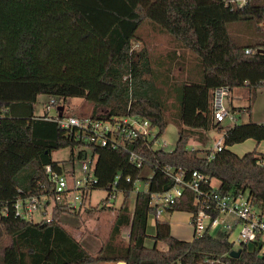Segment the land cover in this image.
Segmentation results:
<instances>
[{"label":"trees","instance_id":"trees-1","mask_svg":"<svg viewBox=\"0 0 264 264\" xmlns=\"http://www.w3.org/2000/svg\"><path fill=\"white\" fill-rule=\"evenodd\" d=\"M263 22L264 0H248L238 8L225 6L223 0H0V206L8 210L0 216V240L10 237L0 264H264V255L245 244L239 245L238 257L229 256L233 244L224 231L182 240L171 234L168 221L155 217L154 232L147 233L148 215L155 211L150 194L173 185L164 172L167 166L184 172L183 179L196 170L207 178L204 189L211 188L215 179L216 191L247 192L255 204L264 205L260 163L264 154L253 149L238 155L231 150L250 138L263 141L264 123L219 125L210 97L215 88H244L249 106L254 103L264 88ZM144 24L195 53L201 81L182 80L174 87L175 147L171 151L143 147L149 162L136 167L126 150L133 148L132 143L124 150L78 140L47 113L35 115L34 104L39 94L83 96L92 104L91 117L138 114L162 133L168 119L159 89L144 77L154 73L148 54L132 48ZM212 128L223 131V146L207 159L209 150L200 155L187 144L193 135ZM67 146L78 149V159L91 155L94 182L88 194L105 189L107 195L113 190L123 196L110 233L96 252L67 230L64 215L78 211L64 204L52 203L49 220L27 221L13 214L17 198H43L49 193L45 166L62 171L51 152ZM137 181L146 184L145 190L134 192ZM195 198L191 189L184 188L167 211L196 212ZM105 200L100 208L85 203L80 211L114 209ZM122 227L129 228L126 242L117 240ZM148 236L152 246L144 243Z\"/></svg>","mask_w":264,"mask_h":264},{"label":"built area","instance_id":"built-area-1","mask_svg":"<svg viewBox=\"0 0 264 264\" xmlns=\"http://www.w3.org/2000/svg\"><path fill=\"white\" fill-rule=\"evenodd\" d=\"M223 2L225 6L238 8L244 6L248 0H223ZM249 51L246 50V52ZM211 92L213 94L211 100L214 121L222 126L225 121L230 123L235 121L234 113L226 108L224 103V98L230 91L219 87ZM54 104L55 99H51L50 104L45 106L46 111H51ZM49 117L58 126L68 130L76 139L84 142H93L101 146L124 150L126 147L128 148V144L132 143L133 148L126 150L128 151L129 162L136 167H142L149 162L142 153L143 147L156 149L154 146L157 143L165 146V143L160 140L159 128L152 125L148 118L138 114L103 118L91 117L90 115H65L62 111L61 116H59L58 105H56L54 114H50ZM221 133V138L215 141L213 147L206 154L207 159H212L215 153L222 149L223 131ZM81 160V165L77 169L82 174L81 178L74 176V168L71 170H64L63 168L62 171H56L51 165H46L45 171L50 182L49 193L43 198L41 197L42 199L36 196L17 198L12 207L14 216L27 221L49 220L50 217H45L46 205L44 201L46 199L51 200L52 203L64 204L73 212H79L83 208V204L90 198L88 189L94 182V162L89 152ZM260 163L264 165V160ZM164 172L173 180V185L163 191L150 194L149 203L155 208L152 213L153 217H159L166 212L167 208L175 204L182 196L183 189L189 188L195 193V201L198 206L196 212L190 214L193 237H199L205 232L216 235L217 232L224 231L228 234L229 241L233 245L235 242L238 243V247L240 244H245L251 251L264 255V205L255 204L247 192L232 194L218 192L215 186L209 189L202 188V185L207 182V178L196 170L192 171L187 179H183L184 172L175 171L169 166L165 167ZM118 177L119 175H116L114 183ZM138 190L135 186L134 192ZM115 196L116 192L111 190L106 196V200H113ZM7 214V208L0 206V216ZM237 248L233 246V249Z\"/></svg>","mask_w":264,"mask_h":264},{"label":"rangeland","instance_id":"rangeland-1","mask_svg":"<svg viewBox=\"0 0 264 264\" xmlns=\"http://www.w3.org/2000/svg\"><path fill=\"white\" fill-rule=\"evenodd\" d=\"M147 23V22H146ZM231 33V32H230ZM243 37V34L240 32ZM132 48L135 50H145L149 57V62L152 68L153 75H144V77L152 82L159 89L160 97L165 105V116L168 119V124L161 133V143L155 144V148H161L165 151H171L176 144L178 137V121L174 118L178 110V102L175 96L174 87L183 81H201V67L199 57L182 46L176 40H171L164 33L156 31L149 24H144L138 30V39L132 42ZM179 47V48H176ZM172 52H175L174 55ZM174 55V56H173ZM247 93L244 88L233 89L224 98L226 108H234L235 121L234 124L247 123L249 121L264 123V88H260L254 103L249 106ZM210 97H213L211 92ZM55 99V104L52 105L51 111H46L45 106L50 104V100ZM63 106L65 115L84 116L89 115L92 110V104L83 96H67L58 98L48 94H39L34 104L35 115L41 116L44 113L54 114L55 106ZM225 121L223 126L231 125ZM199 136V137H198ZM193 135L188 141L187 146L199 150L200 155H205L206 150H210L215 141L221 138L222 133L217 128L204 131L199 135ZM255 149L256 152L264 154V140L256 143L254 139H247L241 143H237L231 147V150L238 155ZM77 148L67 146L60 149L52 150V161L60 163L64 170L74 168V176L81 178L82 174L79 169L82 160L76 157ZM203 150V152H202ZM146 174H150V170L146 169ZM211 184L217 186L218 182L214 179ZM135 186L139 190H145L146 184L142 181H137ZM107 196L105 189H94L90 193V198L87 199V206L101 207L102 200ZM123 196L117 193L113 200H105V203L111 204L114 209H97L92 213L78 212L77 214H65L63 217L64 225L88 250L96 252L101 242L105 240L111 230L112 222L116 214V209L119 208ZM134 199L133 194L130 197V208H132ZM52 201L45 206V217H50ZM162 219L168 221L170 232L173 236L179 239L191 240L193 238V226L190 223V214L183 211H175L170 216L163 214ZM153 215H148L147 233H153ZM128 227H122L121 233L117 240L126 242L128 239ZM10 243V237L5 236L0 240V257L3 248ZM145 245L152 246L153 240L151 237H146ZM162 244V243H160ZM164 247V245H159ZM234 248L238 247V243H234ZM114 264V263H101Z\"/></svg>","mask_w":264,"mask_h":264},{"label":"water","instance_id":"water-1","mask_svg":"<svg viewBox=\"0 0 264 264\" xmlns=\"http://www.w3.org/2000/svg\"><path fill=\"white\" fill-rule=\"evenodd\" d=\"M62 110H63V106H58V115L59 116H61ZM240 252H241L240 248L232 249L229 252V256L236 258V257H238L240 255ZM117 264H126V263L124 261H118Z\"/></svg>","mask_w":264,"mask_h":264},{"label":"crops","instance_id":"crops-1","mask_svg":"<svg viewBox=\"0 0 264 264\" xmlns=\"http://www.w3.org/2000/svg\"><path fill=\"white\" fill-rule=\"evenodd\" d=\"M173 212H175V211H172V212H168V211H166V212H164V213H162L159 217H157L158 219H160V220H162V221H167V220H165V219H162V215L163 214H166V215H168V216H170V214L171 213H173ZM183 212H185V211H183ZM190 214V213H189ZM153 232H154V221H155V217H153ZM147 223H148V220H147ZM153 234V233H152ZM175 237V236H174ZM176 238H178V237H176ZM179 239V238H178ZM182 240H184V239H182ZM188 241V240H187ZM159 245H163V244H160V243H158L157 244V247L158 248H160V249H162V250H164L165 249V246L164 247H161V246H159ZM146 246H148V245H146Z\"/></svg>","mask_w":264,"mask_h":264}]
</instances>
